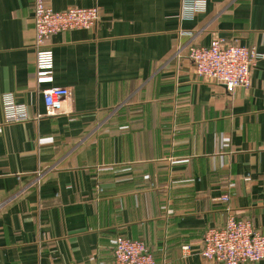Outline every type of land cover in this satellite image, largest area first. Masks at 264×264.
<instances>
[{
	"label": "crops",
	"instance_id": "obj_1",
	"mask_svg": "<svg viewBox=\"0 0 264 264\" xmlns=\"http://www.w3.org/2000/svg\"><path fill=\"white\" fill-rule=\"evenodd\" d=\"M182 1L47 0L98 19L51 35L43 70L33 0H0V264H108L116 235L162 264H221L200 255L208 228L235 214L264 234V0L192 18ZM216 36L260 54L248 88L195 76L188 47ZM51 87L71 91L52 115ZM4 94L30 118L5 121Z\"/></svg>",
	"mask_w": 264,
	"mask_h": 264
},
{
	"label": "built area",
	"instance_id": "obj_2",
	"mask_svg": "<svg viewBox=\"0 0 264 264\" xmlns=\"http://www.w3.org/2000/svg\"><path fill=\"white\" fill-rule=\"evenodd\" d=\"M204 7V0H183L181 16L192 18ZM97 19L98 8L95 6H71L64 10H55L47 0H33L32 47L37 68L46 70L53 65V52L48 44L51 35L71 29H89L96 24ZM187 56L197 78L211 84H220L227 92H233L237 87H249L251 69L261 57L257 51L220 36L212 38L208 45L189 46ZM42 95L46 112L52 115L60 110L63 102L70 97L71 91L66 87H51L43 90ZM2 101L5 121L21 122L30 118L26 106L15 102L10 94H4ZM227 198L224 195L222 200ZM182 249L186 252L189 246L184 245ZM200 255L204 260L214 263H256L264 259V234L249 219L230 214L222 226L210 227L205 231ZM108 264L162 262L148 251L144 241L116 235L113 258Z\"/></svg>",
	"mask_w": 264,
	"mask_h": 264
}]
</instances>
